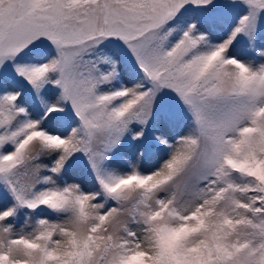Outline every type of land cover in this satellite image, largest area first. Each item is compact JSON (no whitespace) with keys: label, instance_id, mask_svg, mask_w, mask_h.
Here are the masks:
<instances>
[{"label":"snow or ice","instance_id":"6c2138e0","mask_svg":"<svg viewBox=\"0 0 264 264\" xmlns=\"http://www.w3.org/2000/svg\"><path fill=\"white\" fill-rule=\"evenodd\" d=\"M0 264H264V0H0Z\"/></svg>","mask_w":264,"mask_h":264}]
</instances>
